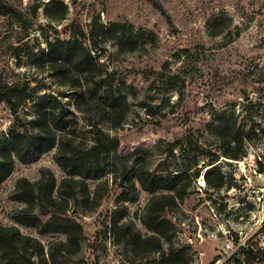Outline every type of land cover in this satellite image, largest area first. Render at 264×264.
Returning <instances> with one entry per match:
<instances>
[{"label": "rangeland", "instance_id": "rangeland-1", "mask_svg": "<svg viewBox=\"0 0 264 264\" xmlns=\"http://www.w3.org/2000/svg\"><path fill=\"white\" fill-rule=\"evenodd\" d=\"M50 1L12 0L23 21L0 16V80L26 84L36 93L16 114L0 104V141L11 130L30 127L41 103L54 105L45 96L54 95L62 103L57 110L79 121L81 137L89 143L85 129L88 120L98 121L96 112H80L77 89L43 60L48 41L58 35L68 38L65 28L72 24L86 34L98 24L97 46L88 40L85 44L105 69L118 71L117 89L130 104L119 128L101 123L120 140V147L106 158V177L88 182L93 194L100 182L108 181L101 204L91 209V204L72 202L83 232L81 251L67 264H157L160 252L135 253L127 238L114 233V219L124 213L122 223H133L142 235L152 234L143 219L153 194L137 184V200L120 203L123 170L130 171L141 159L155 173H179L193 167L190 161L198 147L199 176L185 198L162 213L165 233L191 264H264V172L259 170L264 167V0H160L171 24L145 0H61L69 9L63 20L45 13ZM36 5L42 7L35 14ZM115 23L133 30L128 38L134 51L122 52L115 40L107 39L105 30ZM221 113L234 119L246 137L241 160L222 153L214 132ZM176 139L183 148L169 154V144ZM56 151L30 164L15 160L12 174L0 183V222L18 226L45 245L64 236L40 235L16 225L9 215L25 205L11 200L10 193L19 178L36 181L43 168L60 182L64 172L55 161ZM213 166L225 176L218 190L201 183ZM242 247L252 250L253 259Z\"/></svg>", "mask_w": 264, "mask_h": 264}, {"label": "trees", "instance_id": "trees-1", "mask_svg": "<svg viewBox=\"0 0 264 264\" xmlns=\"http://www.w3.org/2000/svg\"><path fill=\"white\" fill-rule=\"evenodd\" d=\"M145 1L165 16L168 23H172L160 0ZM41 7L34 6V13ZM68 12V6L61 0H51L45 5V13L51 19L63 20ZM9 15L23 21V14L12 0H0V16ZM97 26L96 22L93 23L88 34L80 26H67L65 31L70 34L69 37L62 39L56 36L48 41V49L43 53L44 62L77 89V109L84 114L96 112L98 121L88 120V128L85 129L89 143L81 137L79 121L57 110L56 105L62 103L54 95L45 96L54 105L47 107L41 103L36 118L30 121V127L23 125L11 130L8 137L0 141V183L12 174L15 160L24 164L34 163L45 153L57 149L55 161L64 172L62 180L59 182L49 168H43L36 181L19 178L10 198L25 206L12 211L9 217L16 225L35 229L40 235H62L64 239H54L45 245L40 239L22 233L18 226H5L0 222V264H67L81 251L83 232L72 202L91 204V209H94L106 196L108 181L100 182L93 194L88 182L106 177L109 171L106 158L118 150L120 140L107 133L101 123L119 128L126 120L130 104L117 89L118 71L105 69L85 44L88 40L91 47L97 46ZM132 32V29L128 32L127 26L121 23L112 24L105 30V34L109 35L107 39L115 40L122 52L136 49L130 46L128 38ZM35 95V90L26 84L0 80V104L6 103L14 114L23 101L33 99ZM214 132L225 157L241 160L246 156V137L234 119L225 117V113L218 114L214 120ZM181 142L180 139L171 142L169 154L177 148L181 150ZM201 154V147H198L190 161L193 167L179 173H155L141 159L136 160L130 171L124 168L121 183L124 190L120 203L137 200V184L153 194L143 219L152 234L142 235L133 223H122L124 213L113 222L114 233L120 238H127L135 253L160 252L157 264H191L183 248H176L165 233L162 213L168 206L176 205L178 200L185 198L192 181L199 176L197 167ZM210 156L218 155L212 153ZM192 168L196 169L190 172ZM259 170L264 172V167ZM204 178L211 189L218 190L225 185V176L217 166L208 170ZM165 244H168L167 248ZM241 252L248 259L252 258L251 249L242 247Z\"/></svg>", "mask_w": 264, "mask_h": 264}, {"label": "bare ground", "instance_id": "bare-ground-1", "mask_svg": "<svg viewBox=\"0 0 264 264\" xmlns=\"http://www.w3.org/2000/svg\"><path fill=\"white\" fill-rule=\"evenodd\" d=\"M236 161H237V160H236ZM201 183H202V185H206L205 178H202V179H201Z\"/></svg>", "mask_w": 264, "mask_h": 264}]
</instances>
